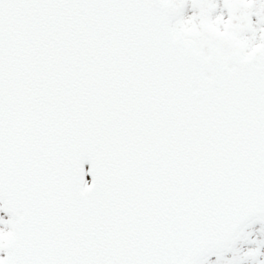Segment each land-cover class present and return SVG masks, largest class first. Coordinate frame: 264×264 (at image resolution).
Listing matches in <instances>:
<instances>
[{
    "label": "snow or ice",
    "instance_id": "snow-or-ice-1",
    "mask_svg": "<svg viewBox=\"0 0 264 264\" xmlns=\"http://www.w3.org/2000/svg\"><path fill=\"white\" fill-rule=\"evenodd\" d=\"M0 264H264V0H0Z\"/></svg>",
    "mask_w": 264,
    "mask_h": 264
}]
</instances>
